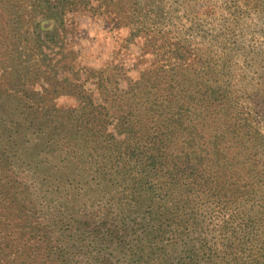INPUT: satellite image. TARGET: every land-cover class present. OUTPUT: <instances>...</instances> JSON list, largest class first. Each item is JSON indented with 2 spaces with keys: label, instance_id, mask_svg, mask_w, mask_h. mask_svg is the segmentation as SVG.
I'll list each match as a JSON object with an SVG mask.
<instances>
[{
  "label": "trees",
  "instance_id": "16d2710c",
  "mask_svg": "<svg viewBox=\"0 0 264 264\" xmlns=\"http://www.w3.org/2000/svg\"><path fill=\"white\" fill-rule=\"evenodd\" d=\"M14 1L0 0V50L18 56ZM223 1L234 26L264 28V0ZM77 2L127 27L125 41L142 34L138 66L105 67L96 94L83 89L90 69L65 78L51 67L49 46L67 49L54 25ZM148 3L36 0L38 70L24 80L0 55V113L14 97L9 115L22 114L0 119V264H264V70L259 88H242L225 56L158 33ZM58 94L76 104L58 107ZM21 125L38 133L13 134Z\"/></svg>",
  "mask_w": 264,
  "mask_h": 264
},
{
  "label": "rangeland",
  "instance_id": "374dc122",
  "mask_svg": "<svg viewBox=\"0 0 264 264\" xmlns=\"http://www.w3.org/2000/svg\"><path fill=\"white\" fill-rule=\"evenodd\" d=\"M50 1L53 4L56 0ZM148 1V5L143 9L159 28L158 33L165 34L166 30H171L174 31V34H183L184 39L194 47H201L202 45L209 47L215 57L224 58L223 56H225L227 58L226 68L230 65L231 74L229 75L233 77L237 85L242 86V88L260 87L257 83H259V72L264 70V28L258 21L243 17L239 18L237 25L234 26V21L229 20L227 6L223 0ZM35 2L36 0H23L21 3L20 0L14 1V5L11 6L18 8L20 12L18 19H16V13H10L11 16L15 17H12L13 20L8 21L9 25L6 26L10 36L15 39L11 45L18 49H16L18 56L13 53L8 55L6 52L3 54L0 50L1 56L14 58L17 61L21 77L24 80L29 78L33 70H38L31 63V56L28 55L31 44L37 40L35 38L37 32L34 26L35 22L41 18L38 14L31 17L29 15V10H32L34 6L31 3ZM61 18L58 27L54 25V28L56 33H60L61 30L57 31L59 27L66 30L67 49L59 50L56 43H52L48 48L49 54L54 55L51 67L54 71H58V77L70 78V74L67 72L71 70L84 74L90 69L92 75L83 81V89L88 93L96 94V75L105 67L119 63H124L125 66H138L140 40L142 39V34L138 33L139 30L133 32L135 34L133 39L125 41L129 37L127 27H117L110 16L100 14L98 10L89 7L88 3L85 4L84 2H77L72 9H65ZM52 19L55 21L54 18ZM55 22H59V19H56ZM230 23L233 24L232 31L231 27L228 29ZM222 27L224 30L221 32ZM47 32L50 34L51 29ZM41 34L40 39L45 40L44 32L42 31ZM14 47H10L9 50L3 49L11 52L14 51ZM222 50L227 52V55H223ZM151 56L149 55V57ZM143 64L139 66L142 67ZM39 67L41 69L47 67L44 58L39 59ZM226 68L224 71L227 70ZM29 88L40 92L42 86L31 85ZM7 100H9L8 104L2 107L4 111L0 113V119L4 120L6 124L9 120L22 118L20 113H16L14 117L9 115L15 111L11 104H15L17 100L14 97H8ZM76 101L67 94H58L54 98L58 107L73 106ZM12 133L21 135L25 133L27 138L33 139L38 130L21 125L19 130L14 127ZM24 146L26 147V145ZM40 156H44L43 151ZM84 166L88 165L84 164ZM91 178L92 176L89 177V179ZM31 181L33 182L32 179Z\"/></svg>",
  "mask_w": 264,
  "mask_h": 264
}]
</instances>
